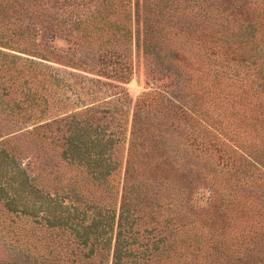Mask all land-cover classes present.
Listing matches in <instances>:
<instances>
[{"label": "trees", "instance_id": "trees-1", "mask_svg": "<svg viewBox=\"0 0 264 264\" xmlns=\"http://www.w3.org/2000/svg\"><path fill=\"white\" fill-rule=\"evenodd\" d=\"M58 1L0 0V264H264V0Z\"/></svg>", "mask_w": 264, "mask_h": 264}, {"label": "rangeland", "instance_id": "rangeland-1", "mask_svg": "<svg viewBox=\"0 0 264 264\" xmlns=\"http://www.w3.org/2000/svg\"><path fill=\"white\" fill-rule=\"evenodd\" d=\"M72 2H73L72 0L71 1H63V0L58 1V3L62 6V8L64 9L66 13L70 12L71 10L73 11L77 9V7ZM89 2L86 1V4H89ZM50 26L51 25H47V28L43 29L37 36L38 38H40V41H39L40 43L38 44L37 49L43 54L42 58L45 59L44 63L54 68L58 67L59 69H67V70H72V71L81 73L82 71L80 70L73 69L69 66L63 65V64H70V61H67V62L64 61L65 59L64 56L58 55L59 51L64 49V46L66 45V41L64 39L65 36L63 35L62 31L57 30L56 28H54L53 25L52 27ZM50 48L53 49V51L49 50ZM95 67H97L96 64H95ZM141 70L142 69L139 66L136 75L131 77V79L125 83L119 82L116 79H112L110 77L97 76V75L89 74V73L87 74L84 73V74L89 77H98L102 80L122 86L128 93V96L130 97L131 101L133 102L136 95H138L139 93L147 89L148 86L150 85L148 83L149 78L145 77L142 74ZM66 94L70 97V99H73V95L69 91V89L66 91ZM68 104L69 105L66 106L67 108L77 109L81 107L83 103L76 102L75 100H72V101L69 100ZM53 113L55 112H50V114H53ZM246 203L249 204L253 208L254 212L257 213V211H255L257 208L259 211H261V209H259V206L257 205L254 199H248L246 200ZM254 221H258L257 224H261L262 227H264V220L261 219L260 215L256 216V218H254Z\"/></svg>", "mask_w": 264, "mask_h": 264}]
</instances>
